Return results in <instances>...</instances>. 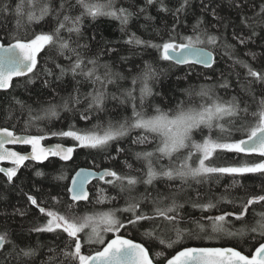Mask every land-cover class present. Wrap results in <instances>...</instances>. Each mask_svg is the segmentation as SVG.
<instances>
[{"label":"snow or ice","instance_id":"1","mask_svg":"<svg viewBox=\"0 0 264 264\" xmlns=\"http://www.w3.org/2000/svg\"><path fill=\"white\" fill-rule=\"evenodd\" d=\"M174 68L200 83L157 91ZM0 123L27 201L0 216L28 223L0 226V264H264V0H0Z\"/></svg>","mask_w":264,"mask_h":264},{"label":"trees","instance_id":"2","mask_svg":"<svg viewBox=\"0 0 264 264\" xmlns=\"http://www.w3.org/2000/svg\"><path fill=\"white\" fill-rule=\"evenodd\" d=\"M137 2H141V0H137ZM194 6L199 4V0H193ZM151 13L153 15H156L155 9H151L150 10ZM197 14H198V8L196 9ZM228 9L225 5L223 6V10H222V15L228 13ZM209 21H211V17H208ZM143 19L141 18L138 22L136 20H134L132 22L131 25V31H136L138 35H144V38H148L140 29H139V24L143 23ZM193 21L191 20V18H189V23H192ZM93 24H95L96 28L98 29L99 33H102L103 36L108 39V40H119V41H123L124 39H126V37L122 36L121 33L117 30L118 29V22L112 21L111 23H109L106 19L101 18L99 21H93ZM160 21L159 19L156 21L157 26L159 25ZM90 34V32L88 33ZM259 43V42H258ZM118 47L121 48V55H128L127 52V46L123 45L122 43L119 45H116ZM252 49L254 51H261V49L251 46ZM145 59H147L148 57H144ZM217 59L219 61V63L216 65V68L219 70H228V65L231 64V61H229L227 59V57H222L220 56V54L218 53L217 55ZM140 62V58L139 57H132L130 64L133 63H139ZM130 66V65H129ZM160 67L163 68H167L168 65L167 64H161ZM187 71V69L184 68H179V69H172L171 72L164 78H162V85L160 87H157V91H162L165 93L166 96L171 95V92L173 90L176 91L177 95H180L179 89L181 88H185L188 86L189 83H193V84H198L200 83V81H197L195 79V76H193V78L188 81V82H183L180 81L178 82L176 80L177 76H182L184 74V72ZM236 71L240 72L241 74H243V69L240 68H236ZM194 73L197 72H205V74L211 75V72H206L205 69H203L201 66H197L195 69H193ZM218 74V73H217ZM66 79H70V77H66ZM37 87H39V85H37ZM17 95H19V93H17ZM65 114L62 112L61 113V117H63ZM0 126H3L2 123H0ZM55 127H60L59 124H55ZM45 142H58L55 139L53 140H49V141H45ZM17 149L20 150L19 146H16ZM92 154L89 153L88 150L84 149V150H77V152L74 154V163L78 166H91V160H92ZM53 163H55L57 166H59L60 162L56 159V158H51ZM121 160L124 159V157L120 158ZM241 159H243V157H241ZM97 162H100V159L97 158ZM130 162H133L135 164L134 161H131L130 158ZM117 167H120L119 163H117L116 165ZM136 167H139V164H135ZM43 169L45 171H51L52 170V166L51 164H49L48 162H45L42 165ZM18 175L20 177H24V176H28L29 182L28 184L24 187L25 191H29V189L31 188V182H32V173L31 171H29L28 169H21V171L18 173ZM36 180V184L37 186H43L45 189H47L50 185L48 181H44L42 178H35ZM230 181L225 179L220 188L217 189V191H223V185L229 183ZM245 183H250L251 182V178H248L244 181ZM16 184L19 185L20 184V180H16ZM33 194L36 195H40L39 193H35L33 192ZM114 193L110 192L109 195H113ZM0 197H4L2 199H0V213H12L13 208L14 207H19V208H25L27 206V201L26 198L21 194L19 188L15 187V186H11L8 185L6 183V178L4 176H2L0 174ZM35 210H33L32 215H30L27 219L31 220L32 216L35 215ZM7 220V224L8 226H10L12 229L14 230H19L21 228V226H23L24 228L28 227V223L27 221H25L23 218L16 216V217H12V216H0V226H3L4 221ZM50 237H45V239H49ZM33 239H35V236L33 235Z\"/></svg>","mask_w":264,"mask_h":264},{"label":"flooded vegetation","instance_id":"3","mask_svg":"<svg viewBox=\"0 0 264 264\" xmlns=\"http://www.w3.org/2000/svg\"><path fill=\"white\" fill-rule=\"evenodd\" d=\"M46 144L47 143H50V142H45ZM52 143V142H51ZM20 147V150L19 149H17V150H19V151H27V150H29L27 147H25V146H19ZM26 163H29V162H26ZM8 166L10 167L11 165L10 164H8ZM83 167H90V166H83ZM2 176H3V174H1Z\"/></svg>","mask_w":264,"mask_h":264},{"label":"water","instance_id":"4","mask_svg":"<svg viewBox=\"0 0 264 264\" xmlns=\"http://www.w3.org/2000/svg\"><path fill=\"white\" fill-rule=\"evenodd\" d=\"M52 143H56V142H52ZM17 150V149H16ZM30 150V149H29ZM27 150V151H29ZM19 151V150H18ZM8 164H10L9 162H0V166L2 167H9ZM80 167H83V166H80Z\"/></svg>","mask_w":264,"mask_h":264}]
</instances>
